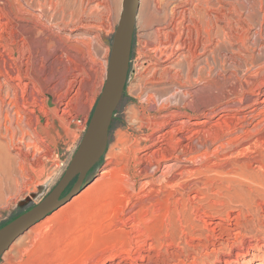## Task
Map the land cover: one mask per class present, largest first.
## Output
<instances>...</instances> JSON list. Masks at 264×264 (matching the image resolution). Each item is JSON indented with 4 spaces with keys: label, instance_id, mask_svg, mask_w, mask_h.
Returning a JSON list of instances; mask_svg holds the SVG:
<instances>
[{
    "label": "rangeland",
    "instance_id": "374dc122",
    "mask_svg": "<svg viewBox=\"0 0 264 264\" xmlns=\"http://www.w3.org/2000/svg\"><path fill=\"white\" fill-rule=\"evenodd\" d=\"M48 1L42 5L46 18H41V22L47 24L44 33L47 35V43L49 42L46 43L48 47L46 46L45 53L49 52V56L47 55L44 76L52 80L48 79L44 93L38 95L40 99L47 98L48 103L44 107L45 114L40 113L39 105L34 106L33 118L36 120L33 121L36 124L32 122L34 128H31L29 135H25L26 143H22L23 145L17 143L22 149V154L29 150L25 151L28 154L29 166L26 168L22 165L21 170L19 169V181L12 192L13 195H10L12 198L0 201V227L38 204L52 190L64 174L76 149L90 132L89 121L105 83L112 39L119 21L122 2V0H117L116 3L112 0H53V3L49 4ZM244 1L140 0L127 81L123 97L113 114L104 154L86 174L82 189L20 235L0 256V264H85V262L87 264L89 257L93 255L92 252L119 247L121 245L117 232L120 226L119 212L122 207L126 209L131 206L134 199L141 195L139 182L144 178L139 175V170L148 162L150 152L154 149L164 148L165 153L168 152L167 156L178 154L180 157L176 161L171 159L170 162L175 161L188 168H195L198 165L201 167L215 160L214 163L225 166L230 162L235 163L236 160H244L249 154L252 155L250 151L245 150L242 152L244 156L235 154L238 156L235 157L233 154L230 157V154L220 150L217 156L207 154L201 159L198 157L196 162L195 160L192 163L180 162L178 160L182 159L184 152L179 145L174 141L169 144L156 141L161 132L172 129L181 118L188 122L205 118L206 114L211 112L210 106L214 105L223 92L224 79L227 80L228 76L231 77L230 82L241 79V76L242 78L263 76L264 0ZM222 3L238 6L240 15L247 16L242 25L245 31H238V28L242 27L236 12L233 11L226 13L223 10L230 19L224 17L225 21H221L223 19L217 20V23L215 19L212 21V17L224 13L221 8H217ZM211 8L214 10H208ZM35 13L39 14V11L36 9ZM203 19L206 21L203 22ZM14 21L23 23L22 20ZM213 25H217L218 28ZM39 36L40 33L34 34L35 39H39ZM64 49L68 50L67 54ZM61 52L65 53L66 57ZM18 55L19 53H16L15 57H19ZM74 66L79 69L72 71ZM174 73H178L176 78ZM55 84H59L60 87L58 86V90L53 93L50 89ZM185 102H191L193 108L185 109ZM160 105L163 106L160 108ZM252 107L255 106L250 103L242 107L243 111H235L239 112L235 113L237 116L247 115V124H244L247 129L257 124V120L264 123L263 107L259 105L251 112ZM171 113H179L180 117H173ZM151 117L153 120L155 118V121ZM216 118L217 114L212 113L208 118L210 123L206 126L209 128ZM188 122L186 127L184 126V132L191 135L199 130L198 137L196 134L191 135V142L198 151L203 150L204 134L199 127L188 126ZM19 136L20 132L16 138ZM11 152L14 154V151ZM159 157L160 155H156L154 159L152 158L148 168V173L153 178L161 174L169 177L179 176L178 170L173 172L167 170L166 163H161L159 169L154 172L156 161L161 160ZM22 158L23 156H20L21 161ZM194 175L197 176L192 174V181L188 183L193 182L192 187L196 182L193 180ZM75 182L76 178L69 183L60 198L69 194ZM134 182L137 183L135 188L132 186ZM198 182V187L202 188L204 195L208 197L204 208L209 215L207 217L206 214H201V219L212 223L206 225L197 221L195 214H192L195 226L187 225L173 231L171 235L176 236V242L172 245L169 241L165 242L168 247L164 245L162 248L158 264H247L250 260L256 263L262 260L264 264L263 201L255 199L252 207L254 211L248 212L245 206L225 199L223 190L222 193H216L213 188L215 184L210 186L203 178ZM83 190L85 191L82 193ZM163 211L158 209L156 213L150 214L148 225L152 226L156 233L166 236L168 233L162 225L167 219ZM200 211L198 213H201ZM126 213L129 211L126 210ZM168 232L170 234L171 231Z\"/></svg>",
    "mask_w": 264,
    "mask_h": 264
},
{
    "label": "bare ground",
    "instance_id": "6f19581e",
    "mask_svg": "<svg viewBox=\"0 0 264 264\" xmlns=\"http://www.w3.org/2000/svg\"><path fill=\"white\" fill-rule=\"evenodd\" d=\"M112 1H113V3H116L117 0H112ZM46 2H47V0H44V1L43 0H0V201H8L10 199V197H11L10 195L16 189L18 181H19V179H18L19 173H20L19 169L21 170L22 165H24V167L26 166V168H28V166H29L28 165V154L25 153V151H29V150H25L23 152L24 154H22L21 153L22 149H20L21 147L19 145H17V143L18 142L20 144L26 143L25 142L26 140L24 139L25 135L26 136L29 135L30 131L34 128V127L32 128V125H34V124H32V122H34L33 119L36 120V118H33L34 106L39 105V107H40L39 111H41L40 113L45 114L44 107L48 103L47 98L40 99L38 97L39 94L44 93V88L47 87L46 84H48V79L52 80L51 78L44 76L45 63H46L47 55L49 52L45 53L46 46L48 47V45H46L47 35H46V33H44V31L47 28V26H46L47 24L45 25L43 22H41V18L42 19L46 18V14L42 11V5L45 4ZM48 2H49V4H52L53 0H49ZM105 2L107 3V1H105ZM252 5H249V6H252ZM254 5H256V3H254ZM85 6H86V4H85ZM108 7H109V5H108ZM214 7H216V6H214ZM212 8L208 9V10H212ZM217 8H221L222 11L224 10L225 12L228 11V13H229V11H233L234 13L236 12L235 14L237 15V19H238L239 23H241V27H242L244 20L247 16L244 13L243 14L246 17H243L242 15H240L241 11H240L238 6L236 7V6L230 5L228 3H222ZM217 8H215V9H217ZM259 8H260V6H259ZM36 9L39 11V14L35 13ZM261 10H262V8H261ZM225 12L220 14V15H215V18L212 17V21L215 19L216 23H217V20H221L224 17H225V19H230V16L228 17V15H226ZM217 13H219V12H217ZM199 14H200V10H199ZM206 14H207V10H206ZM208 16L209 15H207V17ZM261 16H263V15H261ZM259 18H261V17H259ZM15 19H17L18 21L22 20L23 23L15 22L14 21ZM145 20H146V18H145ZM205 21L206 20H204L203 22H205ZM221 21H225V20L223 19ZM232 22H234V21H232ZM30 23H31V25H30ZM146 23L148 24V22H146ZM153 23L154 22H152V24ZM207 23H209V22L207 21ZM246 23L247 22H245V25H246ZM149 24H150V22H149ZM215 26H217V25H215ZM36 27L38 29H36ZM208 27H209V25H208ZM210 28H209V30H210ZM217 28H218V26H217ZM222 28H223V26H222ZM238 29H239L238 31L244 30L243 27L241 29L240 28H238ZM202 30H203V28H202ZM235 30H237V29L235 28ZM35 33H40L39 39H37V38L35 39V37H36V36L34 37ZM215 33H216V31H215ZM235 34H237V33H235ZM241 37H242V35H241ZM49 39H51V38H49ZM56 44L58 45L59 43H56ZM59 47H60V45H59ZM66 51H68V50H65V52ZM16 53H19V55H18L19 57H15ZM62 54L65 55V53H62ZM66 54H67V52H66ZM65 57H66V55H65ZM73 60H74V58H73ZM56 63H57V61H56ZM47 65H49V64H47ZM67 65H69V64H67ZM70 66H71V64H70ZM147 66H149V65H147ZM73 68H72V71L79 69L78 67L77 68L75 67V69H73ZM53 69H54V67H53ZM48 70H49V68H48ZM66 74H67V72H66ZM174 74H175L174 76L176 78L178 73H174ZM254 74H255V72H254ZM257 74H259V73L257 72ZM232 75L233 74H231V76ZM52 76H50V77H52ZM74 76L76 77L75 74H74ZM250 76H252V74ZM229 77L230 76H228V79H227L228 81L226 79H224L225 86H224V88L222 87L223 92L221 93L220 96H218L214 105L212 104V106H210L211 108H209V109L211 112L207 113L205 118L198 119V120H191L189 122H188V120L181 118L180 119L181 121L179 120L177 123H175L174 124L175 126L173 125L174 127L172 126L173 127L172 129H170V130L166 129L163 132H161L156 137V141L158 143L163 141V142H166L168 144H169V142H171V143L175 142L177 145H179L182 152H184L182 159L178 160L180 162L192 163L193 160H195L194 162H196V159H198V157H200L199 159H201L202 156L207 155V154H212V155L216 154L215 156H217V153L220 150H224L226 152V154L228 153V155L230 154L229 155L230 157H232L231 155H233V154L236 157L237 155L242 154V152L245 150L250 151L252 155L249 156L250 155L249 154L246 158L243 157L244 160H242V159L236 160L235 163L230 162V164H226L225 166L224 165L221 166L220 163L219 164L214 163V162H216V160H215L214 162H209L204 166L202 165L203 168H201L202 166L200 167L199 165L195 168H188L187 166L179 164L178 162L175 163L176 159H178L180 157L178 154L175 156H173L172 154L167 156L166 154H168V152L165 153L164 148L160 147V148L154 149L153 151L150 152V158L147 159L148 162L145 164V166L143 168H141L139 170V175H142V178H144L142 180V182H139L140 183L139 188L142 191L141 195L134 199L135 201L132 202L131 206L126 207V209H124L122 207V210L119 212L120 216H118V217H120L119 218L120 226H119L117 232H118L119 238L121 240L120 241L121 245H119V247H114V248L106 249L103 251L100 250V252L95 251L96 253L92 252L91 254H93V255H91L89 257L87 264H158L160 255L162 253V248L164 247L165 242L169 241L171 243V245L174 242H176V236L171 235L173 233V231L175 229H179V227H186L187 225L188 226L194 225L193 219L191 218L192 214H195V217H197L196 218L197 221H201V222L205 223L206 225L211 224L212 222L207 223V220L201 219L202 218L201 214H203V215L206 214V216L208 217L209 212H206L205 211L206 209L204 208V204L207 203L206 200L208 199V197L206 195H204L205 192H203L202 188H199L197 185L199 183L198 181L200 178L205 179L210 184V186L215 184L216 186H213V188H215L214 190H216V193H220L223 190V195L226 197L225 199H228L229 201H231L233 203H238L242 206H245L247 208L248 212L254 211L252 209V207H253V204L255 202V199H261V201H263V203H264V123L262 120L259 122L257 120V124H255V125L253 124L254 126L251 129L249 127H248L249 129H247L244 127V124H247V121H246L247 115L237 116L235 114V113H239V112H235V111H243L242 107H244L245 105H249L250 103H252L253 106H255V107H252L253 109L250 110L251 112H254V109L256 107H258L259 105H261L263 107L262 112L264 114V74H263V76H258V78H256V76H255V78L249 77V76L242 78V76H241V79L235 80L234 82L231 81L233 83H231L229 81ZM225 78H227V77H225ZM234 79H236V78H234ZM194 80H196V79H194ZM62 82H63V79H62ZM182 84H184V83H182ZM88 85H90V84H88ZM58 86H59V84L58 85L55 84L51 89L50 88L49 89L51 90V92L55 93L56 90H58ZM214 90H216V89L214 88ZM166 102H168V101H166ZM166 102H164V103H166ZM164 103H163V105H164ZM69 104H71V102ZM175 104H177V103H175ZM162 106L160 105V108ZM164 107H166V106H164ZM184 108L185 109H192L193 107H192L191 102H185ZM64 111H65V109H64ZM173 113H174V111H173ZM173 113H171V114H173ZM212 113H216L217 118L213 122V124H211L208 128L206 126V124L210 123V120L208 118L211 117ZM173 115H174L173 117H180L179 113H175ZM43 116H45V115H43ZM35 117H37V116H35ZM251 118H254V117L251 116ZM158 119H160V118H158ZM161 119H162V116H161ZM152 120H153V118H152ZM153 121H155V118ZM186 121L188 122V126L199 127L198 129H200V131H202V133L204 134L205 139H204V141L202 140L203 141L202 142L203 147H204L203 150L201 149L200 151H198L196 149V147H194L193 143L191 142V138H192L191 135L196 134L198 137L200 134L199 130H198V132L195 133L193 131H190L192 128L190 130L186 129L187 131L193 132V134H191V135H186V133L184 132L185 131L184 126L187 124ZM167 123H169V122H167ZM250 123H251V120H250ZM250 123L248 122V124H250ZM150 125H151V122H150ZM245 126H247V125H245ZM205 127H207L208 129L206 128V130H205L204 129ZM216 127L219 130L218 129L216 130L215 129ZM41 128H43L45 130L44 127L41 126ZM18 132L21 133V136L16 138ZM32 133H33V131H32ZM31 138H33V137H31ZM200 138H202V137H199V139ZM140 139H142V138H140ZM28 142L30 143V141H28ZM183 142H185V144H182ZM29 143H27V144H29ZM200 144H201V142H200ZM177 145H176V147H177ZM17 146H19V148H17ZM165 146H167V145H165ZM211 146H213V148H210ZM176 147H174V148H176ZM167 148H169V147H167ZM170 149H172V148H170ZM11 151H14V154ZM235 154H237V155H235ZM156 155H160L161 160H159L160 157H159V159H157L159 161L155 160L156 166H155L154 172H156L159 169L161 163H166L165 166H166L167 170H170L172 172H173V170H178L177 174L179 176H175L172 173L174 176H171V177L167 176L166 174H161L160 176L153 178V176L148 173V168H149L150 164L152 163L151 159L152 158L154 159V157ZM20 156H23L22 161L20 159ZM226 158H228V157L226 156ZM139 159H141V158H139ZM171 159H174L175 161L173 160L174 162H170V161H172ZM228 159H230V158H228ZM134 164H135V162H134ZM129 166H130V164H129ZM198 167H200V168H198ZM192 174L197 175L196 177L194 175L195 179L193 177V180L196 181V182H194L193 187H192L193 182L188 184L189 182L192 181L191 180ZM21 175H22V173H21ZM124 178H126V177H124ZM120 179H122V178H120ZM28 182H26V183H28ZM202 184H204V183H202ZM136 185H137L136 182H134L132 184V186H134V188ZM206 189H208V188H206ZM88 190H89V188H88ZM84 191L85 190H83L82 193ZM81 195H83V194H81ZM200 195H203V197H200ZM79 197H81V196L79 195ZM6 204H7V202H6ZM120 206H118V207H120ZM158 209L164 210L163 212L165 214V218L167 219L165 221V224H164L165 226L162 225V227H164L168 233L166 236L156 233L153 230L152 226L148 225V222H150L149 219H151V218H149L150 214H154V212L157 211ZM126 210L129 211L128 214L126 213ZM199 211L201 213H198ZM263 212H264V208H263ZM125 213L127 215L124 216ZM111 215H113V214H111ZM156 219H158V218H156ZM237 226H238V224H237ZM169 230L171 231L170 234L168 232ZM156 231H157V229H156ZM174 233H176V232H174ZM189 233H190V231H189ZM165 247L167 248L168 246L165 245ZM12 257H14V256H12ZM255 263L256 262L250 260L249 263H247V264H255ZM85 264H86V262H85ZM241 264H244V263H241ZM256 264H262V260L257 261Z\"/></svg>",
    "mask_w": 264,
    "mask_h": 264
},
{
    "label": "water",
    "instance_id": "95a60500",
    "mask_svg": "<svg viewBox=\"0 0 264 264\" xmlns=\"http://www.w3.org/2000/svg\"><path fill=\"white\" fill-rule=\"evenodd\" d=\"M140 0H122L121 12L107 65L106 79L89 121L90 132L76 149L58 183L36 205L0 227V256L33 224L59 208L63 202L82 189L88 171L105 152L113 114L120 103L127 81L133 45L136 16ZM76 182L69 194L60 198L69 183Z\"/></svg>",
    "mask_w": 264,
    "mask_h": 264
}]
</instances>
